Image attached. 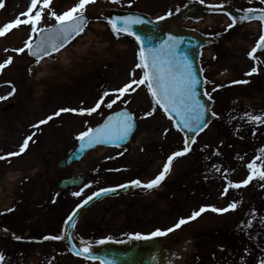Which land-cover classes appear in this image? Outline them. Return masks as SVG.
<instances>
[{"label": "rangeland", "instance_id": "rangeland-1", "mask_svg": "<svg viewBox=\"0 0 264 264\" xmlns=\"http://www.w3.org/2000/svg\"><path fill=\"white\" fill-rule=\"evenodd\" d=\"M190 1L229 3L240 10L264 8L260 0H120L119 4L96 0L86 6L89 24L65 48L69 54L65 61L57 56L63 49L47 60L51 63L48 70H33L31 74L30 68L40 67L44 60L37 64L27 55L25 41L32 35L30 26L21 25L0 37V63L12 57V63L0 71V97L8 96L0 99V155L18 152L24 139L36 133L35 142L30 141L22 155L0 160V187L3 188L0 207L5 208L0 211V229L9 231L13 238L25 239L43 240L48 235L63 234L72 208L90 194L124 181L149 182L161 173L169 155L183 150L181 135L158 107L153 115L141 119L153 108L151 96L143 85L134 92L130 89V94H125L112 109H107L105 104L115 99V95L106 97L105 104L92 116L61 113L39 128L33 125L62 108L94 107L103 92L116 93L129 83L130 73L135 71L136 79L142 75L135 69L137 44L124 35L117 39L105 19L98 15L99 10L110 7L136 10L159 18ZM0 3H3L0 27L18 17L26 19L21 14L30 7V0H0ZM77 3L78 0H52L50 7L59 15ZM129 3L131 8L127 7ZM210 16L211 25L203 27L198 22H189L185 26L218 40L203 50L200 64L205 80L210 81L205 83V89L214 101L213 110L219 118L197 137L186 156L172 162L168 177L159 187L107 198L88 209L76 227L81 240L90 243L109 237L129 240L136 233L149 235L157 229L166 231L201 207L227 208L235 201L238 207L233 213L223 215L208 210L170 232L179 246L170 255L169 264L172 259H178L179 264H260L264 259V181L253 179L248 185L229 189L223 195L226 180L242 183L247 179V163L264 148V125L256 126L239 119L246 113L264 115V52L256 53L253 59L248 56L260 37L261 28L253 22L249 24L255 27L241 25L229 29L231 23L225 16ZM53 24L55 20L49 18L45 9L40 27ZM20 48H25V52L13 51ZM255 66L259 69L246 75ZM39 72L41 75L37 78ZM9 84L15 87L14 95H9L12 91ZM213 88L219 90L213 91ZM120 108L128 109L137 122L127 145L97 148L87 154L83 165L58 168L59 160L76 145L75 137L86 130V125L93 127ZM237 128L241 129L239 133L235 131ZM214 151L220 155H213ZM213 165H219L221 171H215ZM224 172L228 173L226 178ZM74 175L84 178L80 187L59 189L60 180ZM82 190V196L72 195ZM253 211L255 216L251 215ZM249 220L251 228L246 227ZM26 225L31 227L30 234L24 229ZM4 236H0V251L9 252L4 255L5 264H97L74 257L65 244L29 246L10 242L13 238L7 233ZM24 250L30 254L24 255Z\"/></svg>", "mask_w": 264, "mask_h": 264}, {"label": "snow or ice", "instance_id": "snow-or-ice-1", "mask_svg": "<svg viewBox=\"0 0 264 264\" xmlns=\"http://www.w3.org/2000/svg\"><path fill=\"white\" fill-rule=\"evenodd\" d=\"M95 2L96 0H78V3L74 7L58 15L50 7L52 0H30V7H28L26 12L21 14V16L26 17V19L18 17L15 21L9 22L3 27H0V37L5 36L12 29H18L21 25H29L32 35H30V37L25 41V48L27 49V54L34 56L37 64H39L45 57H50L54 53L60 52L63 48L67 47L72 40L84 32L88 25V20L85 16L86 6ZM111 3L119 4L120 0H111ZM260 3L264 4V0H260ZM2 7L3 3H0V8ZM127 7L131 8L132 4L129 3ZM45 9H47L49 13V18L55 20V24L50 27H40L43 21ZM177 11H179V9H177ZM172 15L173 12L169 11L166 15L160 16L156 21L142 19L139 15H125L108 18L107 23L110 25L111 31L117 39H119L121 35H126L132 37L135 40V43L139 46L137 53L138 62L135 65V69H139L142 72V75L139 79H136L135 71H133L130 73L132 79L129 83L118 89L116 93H110L109 91L103 92L94 107L88 109L81 108L80 110L62 108L54 115L48 116L46 119L41 120L38 124L33 125V128H39L41 125L47 124L55 117H59L61 113H73L79 116H92L97 112L102 104H105L106 97L115 95V99H112L110 102L105 104L107 109H112L113 105H115L118 100L122 99L125 94H130V89L134 92L136 88L143 85L146 87L149 95L151 96L153 108L150 112L145 114V116H142L141 119H145L148 116L153 115L158 107L164 112L169 120L173 121V127L177 132L185 130L194 134L202 132L204 128L207 127L205 117L210 109L199 98L200 93L197 89L198 85L201 84V81L193 70V64L189 59V56L187 54H181L180 46L183 44V40L177 36L169 34L167 38L164 39L158 46H148L146 41H151L155 37L141 35L135 31V27L138 25H144L147 23L158 24L160 21L166 20ZM230 19L232 20V23L229 24V29L234 27L238 22L236 18L230 17ZM245 21H259L261 24H264V8L246 9L244 16L240 18L239 22ZM33 37L38 38L35 43H33ZM25 48L13 51L21 54L25 52ZM261 49H264V34L259 37L256 46L248 53L249 58H255V54ZM6 51L8 50L6 49ZM11 63L12 57H8L3 63H0V71L8 67ZM256 71L257 69L254 67L252 71L246 73V75L250 76ZM205 83H210V81H205ZM234 83H248V81H235ZM133 85L136 87L134 88ZM9 87L12 89L9 95H14L16 91L15 87L11 84H9ZM218 90L219 89L217 88H213V91ZM205 95L208 96L209 100L212 99L211 95L208 93H205ZM0 99H8V96L0 97ZM127 103L128 102L126 101L125 104ZM212 116L217 119L219 118L216 117L215 113H212ZM233 119H235V117H233ZM239 119L246 120L249 124H255L256 126L264 125V115L246 113L244 116L239 117ZM135 127L136 124L134 115L127 110H122L107 116L104 122L98 127H87L86 125V130L79 133L75 139L80 143V150L83 151L85 148H94L97 145L113 144L124 141L134 131ZM235 131L239 133L241 129L237 128ZM35 135L36 133L34 132L32 135L26 137L18 152L9 153L7 156L0 155V160H9L10 157L22 155L28 148L29 142H35L33 140V136ZM252 135L255 136L256 132L253 131ZM194 143H196L194 138L189 139L188 137H185L183 151H176L169 156L167 163L164 165L163 170L158 176L147 184H142L141 181L137 179L133 180L131 185L147 190L159 187L160 183L165 179L166 174L170 172L172 162L177 157H182L188 154L191 151V144ZM258 151L260 154L256 155L255 158L246 165L249 171L247 179H245L242 183H233L226 180L227 186L223 190V195H226L229 189H239L248 185L253 179L264 181V148L259 149ZM212 154L216 156L220 155L219 151H214ZM240 159H242V157H240ZM258 162L260 163L258 164ZM213 168L217 172L221 171L219 165H213ZM223 175L226 178L228 173L224 172ZM87 187H91V185H87ZM120 187L127 188L129 185H121ZM114 191H116L114 188L103 189L88 196L82 203L78 204L77 208L73 210V212L65 220V232L63 234L55 236L48 235L45 236L43 240L63 241L66 236L69 240H71L72 237L68 235L66 229L69 226L75 228V223H73V221L80 209L84 208L94 198H99L101 195ZM72 195L80 197L83 195V190L81 192H74ZM54 202L55 201H53V203ZM237 207L238 205L235 201L229 204L227 208L223 209H218L216 207H211L210 209L201 207L199 211H194L191 217L188 219L181 218L173 227L168 228L166 231L157 229L150 235H141L136 233L134 235H130L128 239L141 241L164 237L168 235V233L179 229L190 220L196 219L205 211L210 210L216 213H225L230 210L235 211ZM251 215L255 216L256 213L253 211ZM244 227L245 225L242 224L241 228ZM246 227H252L251 220L247 222ZM14 238L17 240L20 239L18 236H15ZM109 242H114L111 240V237L108 239L98 240L96 241V244L103 245ZM80 245V247H77L75 244L71 245L69 251H71L74 256L81 257L86 260H99V264H117L115 259H108L107 257L101 258L94 255L92 251L93 245L90 242L80 240ZM4 260L5 257L3 254H0V264H4ZM260 264H264V259L260 260Z\"/></svg>", "mask_w": 264, "mask_h": 264}, {"label": "water", "instance_id": "water-1", "mask_svg": "<svg viewBox=\"0 0 264 264\" xmlns=\"http://www.w3.org/2000/svg\"><path fill=\"white\" fill-rule=\"evenodd\" d=\"M98 14L104 18H112L116 16H125V15H139L142 19L148 21H156L151 19L148 15L135 12V11H126L119 10L114 8H106L99 10ZM206 14H217V15H225L228 19L230 17L236 18L237 23L235 27L246 23L239 22L240 18L244 16L245 12L237 10L230 4L220 5V6H212V5H202L194 2L187 3L184 7L180 8L179 11H176L171 17L166 20L160 21L158 24L156 23H147L144 25H138L135 27V31L145 36H154L155 38L151 41H146L148 46H158L164 39L167 38L169 34L177 36L183 40V44L180 46L181 54H187L189 59L193 64V70L197 74V77L200 79L201 84L198 85V92L200 93L199 98L201 101L210 109V111L206 114L207 126L214 119L212 116L211 108L213 106V101L209 100L204 92V78L203 72L199 63V58L201 55V51L205 47H209L213 44L217 43V40L211 36L204 35L196 30L188 29L183 27L184 23L187 20H201ZM88 20V18H87ZM232 22V20L230 19ZM261 23V22H260ZM262 25V34H264V24ZM38 39V38H36ZM36 40L33 42L35 43ZM264 49L258 50L262 51ZM36 59L34 56H31ZM122 111V110H121ZM136 124V123H135ZM99 126V125H98ZM96 126V127H98ZM206 128V127H205ZM204 128V129H205ZM136 129V127H135ZM134 129V131H135ZM133 131V132H134ZM132 132V133H133ZM132 133L129 137L121 142L113 143V144H103L97 146H122L128 143ZM201 133V132H200ZM180 134L185 140V137L189 139L196 138L198 134L189 133L186 130L181 131ZM192 145V144H191ZM96 147V146H95ZM94 147V148H95ZM93 148H85L83 151L80 150V143L78 142L76 148L68 154L65 161L60 162L59 167H64V165H71L73 163L79 162L83 156ZM81 177H72L69 179H64L61 181L59 187L61 189H65L67 187H77L82 183ZM127 188L116 187V191L101 195L99 198H94L91 200L84 208L80 209L77 216L74 218L73 223L76 224L79 216L88 209L90 206L95 204L96 202L104 199L105 197L116 196L120 193H130L135 186L131 184ZM113 189V188H112ZM77 208V207H76ZM75 208V209H76ZM74 209V210H75ZM73 212V211H72ZM67 233L72 237L69 240L66 236L65 240L71 245L75 244L79 247L80 242L74 236V228L67 227ZM177 242L171 238L167 237H157L151 240H132V241H123V242H109L103 245H93V254L99 256L101 258L107 257L108 259H115L117 264H167L168 255L175 251ZM99 261V260H96Z\"/></svg>", "mask_w": 264, "mask_h": 264}, {"label": "bare ground", "instance_id": "bare-ground-1", "mask_svg": "<svg viewBox=\"0 0 264 264\" xmlns=\"http://www.w3.org/2000/svg\"><path fill=\"white\" fill-rule=\"evenodd\" d=\"M188 23V22H187ZM199 23V25H201V26H203V27H206V26H208V25H211L212 24V18H211V16H209V15H206L201 21H199L198 22ZM249 26H252V27H255V25H250V24H246L245 25V28H247V27H249ZM61 52V51H60ZM211 53L209 52V54H207L208 56L210 55ZM68 52H67V50L65 49V50H63L60 54H58L57 56H58V59H61L62 60V62H64L65 61V59L68 57ZM48 59H46V60H44L43 62H41L40 63V67H37V68H35V69H33V68H30V74H31V72H33V70L34 71H38L39 69H47L48 70V67H49V65L51 64L50 62H48L47 61ZM41 75V72H39L38 74H37V78H39V76ZM94 150H92L91 152H89L88 154H91L92 152H93ZM84 164V162L83 161H81L78 165H76L75 167L77 168L78 166H80V165H83ZM165 237H170V234L169 235H167V236H165ZM172 264H179V261H178V259H172Z\"/></svg>", "mask_w": 264, "mask_h": 264}, {"label": "flooded vegetation", "instance_id": "flooded-vegetation-1", "mask_svg": "<svg viewBox=\"0 0 264 264\" xmlns=\"http://www.w3.org/2000/svg\"><path fill=\"white\" fill-rule=\"evenodd\" d=\"M26 227H27V228H26ZM10 229H13V228L10 227ZM24 229H27V234H30V229H31L30 225H26ZM6 232H9V231H7V230H6V231L3 230L0 236L6 237V236H4V233H6ZM8 237H10V236L8 235ZM11 238H13V236H12ZM6 239H8V238H6ZM23 239H25V238H22V241H24V243H26V242L31 243V241H32L31 238H27V239H25V240H23ZM20 240H21V239L17 240V239H15V238H13V239H11V241H10V240H9V241L15 243V242H18V241H20ZM2 249H3V248H2ZM5 249H6V251H8L7 248H5ZM28 249H29V248H28ZM0 252H1V251H0ZM26 253H27L26 250H24V255H25ZM1 254H3V255L6 254V255H7V254H9V252H4V251H2ZM21 256H22V255H21ZM7 257H8V256H7Z\"/></svg>", "mask_w": 264, "mask_h": 264}]
</instances>
